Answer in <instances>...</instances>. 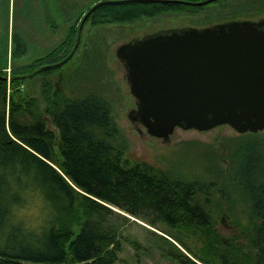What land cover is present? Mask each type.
I'll return each mask as SVG.
<instances>
[{
  "label": "trees",
  "instance_id": "obj_1",
  "mask_svg": "<svg viewBox=\"0 0 264 264\" xmlns=\"http://www.w3.org/2000/svg\"><path fill=\"white\" fill-rule=\"evenodd\" d=\"M224 1L198 7L102 0L83 26L131 24L169 13H194L216 4L224 8ZM235 9V14L247 10L264 13V6L246 0H239ZM226 21L231 20L222 22ZM73 23L55 48L22 66L17 63L27 48L19 36L12 35L10 42L13 37L15 45L9 50L8 80L7 67L0 69V264H113L120 235L112 220L120 215L107 207L149 226L164 225V235L190 256L159 237L177 251L169 255L179 264H264V136L246 133L230 141V150L224 155L227 169L218 164L220 156L210 163L202 154L201 163H210L208 169L216 180L194 175L189 181L175 179L145 164L130 166L123 160L124 145L114 142L117 130L105 100L86 93L63 99L58 105L51 102L74 58L58 64L75 46L76 21ZM51 75L56 77L55 83L47 80ZM33 79L40 80L44 114L37 100L25 98L21 89ZM25 115L29 124H25ZM27 196H34L45 209L35 227L16 219ZM214 197L225 207H247L246 227L238 218L233 221V226L246 231L245 242L215 235L210 211ZM173 230L187 233L188 239L204 238L202 247L190 249Z\"/></svg>",
  "mask_w": 264,
  "mask_h": 264
},
{
  "label": "rangeland",
  "instance_id": "obj_2",
  "mask_svg": "<svg viewBox=\"0 0 264 264\" xmlns=\"http://www.w3.org/2000/svg\"><path fill=\"white\" fill-rule=\"evenodd\" d=\"M101 1L0 0V69L7 67L5 72L7 80L9 66H12L9 50L13 44L15 45L13 37L10 42L12 35L19 36L26 45V54L17 63L20 66L26 65L32 59L41 57L55 48L63 40L74 21H76L75 28L78 30L77 27L85 12L94 5L100 4ZM238 1L225 0L222 3L224 8L218 7L219 4L210 5L194 13H169L159 17L140 19L131 24L112 23L97 27L82 25L76 53L73 54V47L69 55L58 63H63L74 55L73 60L66 66L67 70L63 72V81L58 85L59 93L51 96V102L58 105L63 99L80 98L86 93L96 94L106 101L110 109V116L117 130L114 142L117 145H124L123 160L130 166L145 164L153 169L167 172L175 179L189 181L194 175L205 181L216 180L217 176L208 169L212 163L211 160H216L220 156L217 159L218 164L227 169L229 162L224 155L230 150V141L238 138L239 135L227 126H219L206 132L175 129L167 143L147 136L138 124H131L127 120L128 112L134 109V100L128 92L123 68L115 58L114 51L118 46L132 39L157 32L182 28L199 29L225 20L257 21L264 17V13L255 14V11L251 10L235 14ZM246 1L258 7L264 6V0ZM49 79L52 83L57 81L52 75L47 78ZM21 89L25 98L37 100L38 109L41 114H44L42 110L45 109V103L40 98V80L33 79ZM25 118V124H29L30 119L27 115ZM260 133L264 136V130ZM202 154L210 162L207 165L201 163ZM216 200L214 197V206L210 205L215 235L233 240L234 243L245 242L246 231L233 226L235 224L233 221L238 218L240 224L246 227L244 223L245 215L248 214L247 207L242 208L240 205L225 207L223 202ZM113 210L120 215L112 220L120 235L119 252L113 264H179L177 259L169 255L177 251L159 237L190 258L178 244L164 235L167 232L164 225L149 226L143 221L136 220L116 209ZM41 212L45 213V209L39 200L34 196H27L25 206L16 214V219L23 220L26 226L35 227L42 217ZM224 212H228L229 215H223ZM171 233L190 249L202 247L204 242V238L198 237L197 240L198 235L188 239L187 233L182 231L173 230Z\"/></svg>",
  "mask_w": 264,
  "mask_h": 264
},
{
  "label": "water",
  "instance_id": "obj_3",
  "mask_svg": "<svg viewBox=\"0 0 264 264\" xmlns=\"http://www.w3.org/2000/svg\"><path fill=\"white\" fill-rule=\"evenodd\" d=\"M135 1L200 7L213 0ZM95 6L80 21L74 49ZM114 55L134 100L127 120L147 136L167 143L175 129L227 126L237 135L264 130V17L144 35L118 46Z\"/></svg>",
  "mask_w": 264,
  "mask_h": 264
}]
</instances>
